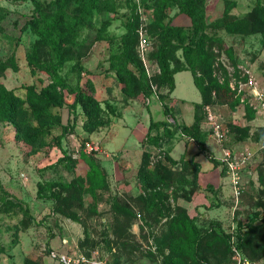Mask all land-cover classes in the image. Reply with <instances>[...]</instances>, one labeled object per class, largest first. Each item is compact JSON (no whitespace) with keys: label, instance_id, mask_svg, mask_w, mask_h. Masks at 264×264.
<instances>
[{"label":"rangeland","instance_id":"rangeland-1","mask_svg":"<svg viewBox=\"0 0 264 264\" xmlns=\"http://www.w3.org/2000/svg\"><path fill=\"white\" fill-rule=\"evenodd\" d=\"M156 1L0 0V104L3 91L16 99L0 117V264H58L50 252L264 264V0H202L194 67L183 53L196 44L191 20L178 1ZM35 7L37 30L25 25ZM44 33L58 40L59 68ZM165 47L181 68L173 88L160 77ZM195 123L202 152L183 131ZM194 154L218 165L216 185Z\"/></svg>","mask_w":264,"mask_h":264},{"label":"trees","instance_id":"trees-1","mask_svg":"<svg viewBox=\"0 0 264 264\" xmlns=\"http://www.w3.org/2000/svg\"><path fill=\"white\" fill-rule=\"evenodd\" d=\"M178 1L180 3V6L183 10V12L186 14V16L189 17L191 20L192 24V37H196V44L191 41V44H188L185 48H183V53L184 57L187 60V63L189 67H194L195 63L198 60V57L196 55V52L198 50V46H201L202 42L206 41V36L204 34V30L206 29V24H205V15H204V9L202 7V0H174ZM164 2L162 0H157L156 1V9L161 8L163 6ZM34 13H32L31 17L25 22V25H28V28L37 30L39 26V21H38V8H34ZM260 15L263 16L264 18V9H260ZM24 28V30H26ZM131 29L128 28V32L124 35L123 38V58L125 63L129 64L131 62H134L133 58V48L132 45L129 42L130 36L132 35ZM173 28H168L167 35H171V32L173 31ZM42 39L48 46L51 48L54 57L56 58V67L59 68L61 67V64L63 62V57L60 52L59 48V43L57 38H54L52 35L49 33H44L42 34ZM172 48L169 49L168 47L162 48L158 54V66L160 69V77L162 79V82L166 83L170 88H173L174 83H173V75L176 72H180L181 68L178 65V62L173 58L172 56ZM174 61L175 67L171 68L170 67V61ZM30 65L32 68L35 67V62L33 59L30 57ZM197 88L199 89L201 94H204V89L196 82ZM2 103L0 104V117H6L10 119L11 114L14 113L15 108H16V99L14 98V95L11 92H2ZM28 98L34 102H36V97L32 94H28ZM164 113L167 114L166 108L164 109ZM158 125V123L152 122L149 126L148 133L146 134V137L148 139L152 138L150 131L151 127ZM183 131L185 135L188 137L192 138L195 142L196 145L199 149V151L204 150V141L200 139L201 134L199 131L198 124L195 123L190 127H184ZM152 141V140H151ZM154 145H158L157 140H153ZM215 164V162H214ZM214 167H218V165H214ZM198 169H200V166L198 165ZM50 186V184H48ZM52 185V184H51ZM43 190V185L38 184V192H41ZM39 195V194H38ZM232 263V262H231ZM230 263V264H231Z\"/></svg>","mask_w":264,"mask_h":264},{"label":"built area","instance_id":"built-area-1","mask_svg":"<svg viewBox=\"0 0 264 264\" xmlns=\"http://www.w3.org/2000/svg\"><path fill=\"white\" fill-rule=\"evenodd\" d=\"M141 43L142 44L140 45L143 46L144 45L143 43H145V41H141ZM224 161H226L228 173L230 174V177H231L232 187L235 190V193H237L238 181L235 175L236 168L234 164L230 163L227 160V157L224 158ZM50 259L54 260L58 264H106L102 261L92 259V258H85L83 256H77V255L67 256V255L58 254L55 252H50ZM231 264H251V262L247 260L246 258H242L238 253H235Z\"/></svg>","mask_w":264,"mask_h":264},{"label":"crops","instance_id":"crops-1","mask_svg":"<svg viewBox=\"0 0 264 264\" xmlns=\"http://www.w3.org/2000/svg\"><path fill=\"white\" fill-rule=\"evenodd\" d=\"M191 157H193V155ZM197 159H198V157H196V155L194 154V160L197 161ZM197 163L200 165V179L203 178L204 184L216 185L215 179L210 180L209 177H210V174L215 170H217L219 173V168L214 167L213 164H207V165L203 166L200 162L197 161Z\"/></svg>","mask_w":264,"mask_h":264}]
</instances>
